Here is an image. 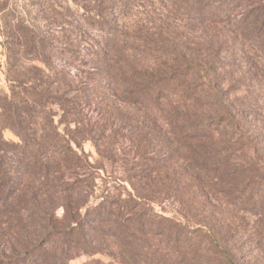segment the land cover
<instances>
[{
	"label": "trees",
	"instance_id": "trees-1",
	"mask_svg": "<svg viewBox=\"0 0 264 264\" xmlns=\"http://www.w3.org/2000/svg\"><path fill=\"white\" fill-rule=\"evenodd\" d=\"M243 1L157 0L130 21L140 0H106L108 31L74 76L19 27L29 64L0 61V264H70L107 248L118 264H204L206 253L242 264L217 202L264 211V172L230 88L237 36L264 54V5ZM200 26L210 32L195 48L188 31Z\"/></svg>",
	"mask_w": 264,
	"mask_h": 264
},
{
	"label": "rangeland",
	"instance_id": "rangeland-1",
	"mask_svg": "<svg viewBox=\"0 0 264 264\" xmlns=\"http://www.w3.org/2000/svg\"><path fill=\"white\" fill-rule=\"evenodd\" d=\"M106 0H0V50L2 52L0 61L5 67L7 55L14 56L18 63H27L31 54L23 53L24 45L19 44V27H22L26 33L34 34V43L36 46L45 45L52 53L51 63L56 69L65 68L72 76L76 73V65L80 59L84 58L86 50L96 44L93 39L100 37L101 34L108 31V25L105 20L108 19L111 11L107 6ZM101 3V15L95 12L96 5ZM243 3L254 8L259 4L264 5V0H245ZM152 5V6H150ZM159 6L157 0H140L136 3L133 11L127 13L130 21H133L137 15L144 17L146 13L133 16L135 11H146L147 7ZM253 6V7H252ZM248 8V9H249ZM98 12V11H97ZM240 8L236 11L238 20ZM130 16H129V15ZM186 23V22H184ZM185 25V24H184ZM241 25L236 24L234 30L239 32ZM200 26L193 30L186 31L190 34V41L195 48L199 47L202 38L210 30H205ZM184 35L187 33L185 29ZM245 43V47H244ZM235 75L231 85V96L234 99L236 107L240 108V116L244 117L249 123L245 128V136L253 142V148L249 156L257 159L256 165L260 172H264V54L259 51L258 42L254 38L244 41L237 36L235 43ZM37 64L43 68L47 66L37 61ZM26 72V71H25ZM3 84L5 85L4 75L1 73ZM97 111L90 109L89 115L96 116ZM129 128V127H128ZM126 139L127 130L122 131ZM7 140L17 141L18 137L9 129L3 132ZM240 134L236 135L237 139ZM124 147L128 141L122 140ZM86 152H91L95 158V148L91 142L84 145ZM128 148L116 152L108 161L105 160L107 170L118 171L121 161L130 159L132 154L127 153ZM111 161V162H110ZM217 202V206L222 214L226 229L229 235H232L231 244L239 249L236 255L242 264H264V211L245 214L233 209L231 205H223L222 208ZM175 205L169 201L163 205H156V210L172 209ZM209 208L210 205L206 204ZM57 215L61 217L63 210L58 209ZM109 248L103 249L94 255L82 254L70 261V264H118L120 261L114 257ZM217 254L206 253L204 264H217Z\"/></svg>",
	"mask_w": 264,
	"mask_h": 264
}]
</instances>
